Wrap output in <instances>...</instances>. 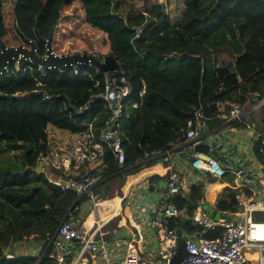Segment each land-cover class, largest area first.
I'll use <instances>...</instances> for the list:
<instances>
[{"label":"trees","instance_id":"1","mask_svg":"<svg viewBox=\"0 0 264 264\" xmlns=\"http://www.w3.org/2000/svg\"><path fill=\"white\" fill-rule=\"evenodd\" d=\"M76 2L82 4L79 11L62 14ZM124 2L129 8L126 15L114 0H17L14 19L16 33L29 40H36V32L43 40L53 34L57 49L76 39L77 53L98 50L113 55L123 66L132 88L130 98L138 104L122 119L125 168L140 169L147 152L170 150L183 141L188 122L201 108L213 129L223 123L216 116V102L243 107L255 94L264 99V0H185L177 26L165 5H150L148 0L146 15L134 0ZM84 25L97 30L96 49L77 38ZM7 35L0 5V40ZM45 51L40 44L38 54L43 56ZM39 68L27 63L17 71L14 62L0 76V264H38L36 256L18 255L15 245L31 238L46 242L78 200L76 193L52 184L44 172H34L40 157L49 151L48 127L77 134L88 133L92 124L99 135L112 117L108 104L100 99L93 101L90 110L78 113L105 92L103 83L96 87L92 81L96 74L92 68L79 66L77 77L72 68L45 74ZM227 109L229 112L230 106ZM262 110L259 124L252 116L250 124L240 123L239 127L257 129L259 139L253 151L264 171ZM104 162L109 173L121 171L108 149ZM216 179L210 182L214 184ZM238 193L230 188L214 192L216 218L238 211ZM203 195L204 188L193 185L189 192L173 197L172 203L192 216ZM80 211L74 212L75 217ZM169 227H179L190 236L201 231L183 217L171 220ZM220 235L221 230H215L205 236L217 239ZM7 249H15L16 255H5ZM186 255L185 241L180 240L173 263L179 264ZM40 264H55V260L46 256Z\"/></svg>","mask_w":264,"mask_h":264},{"label":"built area","instance_id":"2","mask_svg":"<svg viewBox=\"0 0 264 264\" xmlns=\"http://www.w3.org/2000/svg\"><path fill=\"white\" fill-rule=\"evenodd\" d=\"M141 32V30L138 31L139 34ZM89 55L94 56L102 63L109 56V54H99L97 51ZM119 65L120 69L115 73L100 72L92 63L85 65L96 72L95 76L91 77L92 81L96 87L103 83L105 92L92 98L78 113L81 114L90 110L95 99L106 102L112 112V117L101 129L99 135L95 134L92 124L88 125V133L77 134L53 126L48 127L49 151L39 159V162L45 163L43 172L52 184L62 190L76 193L78 200L57 231L48 236L44 246H41L38 252L41 254L37 256L38 264L46 256L53 258L56 264H65L69 257L68 250L70 248H79L82 251L80 253L81 257L84 256L85 252L100 253V258H97L98 260L94 259V264H112L106 254L107 241L104 238H99L98 230L87 234L74 227V221L76 220L74 212L81 209L84 203L97 206L99 204L97 193L99 189L114 175L129 170V168L124 167L126 155L122 147V119L124 116L129 117V111L137 108L138 104L130 98L132 88L127 80L126 71L121 64ZM79 66L82 65L69 67L72 68L73 76L80 75ZM39 70L43 74L46 72L42 67ZM67 70L59 72L65 73ZM86 75L90 76V73ZM97 76L102 78H97ZM227 106H230L229 112ZM215 107L217 118L223 120L221 125L211 129L208 125L209 118L201 108L196 111L194 119L188 122L183 141L174 143L170 150L147 152L140 165L155 163L175 155L180 150L191 148V159L205 162L206 170L211 176L223 179L226 175L233 174L236 178H241L244 175L242 169L234 171L231 165L224 167L215 156L197 152L195 149L207 142L209 138L212 139V135L222 128L238 123H250L252 116L264 109V99H259L258 95L255 94L248 104L243 107L223 101L216 102ZM248 127L251 128V126ZM49 129H53V132ZM106 149L111 151L120 165V172L112 174L108 172V165L104 162ZM252 149H254V146H252ZM87 164L89 166L94 165V167L83 171L84 166ZM257 185L259 190L252 189V195L243 192L238 193L236 197L237 212L222 213L219 218L211 217L205 198L198 202L190 220L192 225L200 228L201 231L193 235L196 237V241L185 240L187 255L179 264H264V221L257 219L264 215V175L258 179ZM167 186L169 196L175 197L183 191H187L188 180L177 170H171L168 175ZM235 188L238 189L241 186L239 187L237 183ZM74 208L75 211L73 212ZM150 208L158 211L154 206ZM142 211L145 212L146 209L142 208ZM181 213L178 208L171 205L163 211L164 221L159 235L158 257L166 264H174V257L177 255L179 241L181 240L177 230L170 229L169 222L178 218ZM215 230H221L219 238L210 239L205 236L209 231ZM183 234L185 233L183 232ZM61 249V253H58ZM127 252L124 264L159 263L143 259L135 246L129 248Z\"/></svg>","mask_w":264,"mask_h":264},{"label":"crops","instance_id":"3","mask_svg":"<svg viewBox=\"0 0 264 264\" xmlns=\"http://www.w3.org/2000/svg\"><path fill=\"white\" fill-rule=\"evenodd\" d=\"M0 1L4 12L6 7L5 0ZM114 1L120 4V10L122 7L126 10L125 13L120 11L126 15L129 10L127 4L125 2L122 3V0ZM147 1L134 0L137 8L146 15L152 2L157 1L166 7V3H164L166 0H149L150 5L148 7L145 6ZM72 7L81 9L82 4L76 2ZM68 9L72 8H66L64 11ZM170 9L171 13L167 14L170 16L172 23L177 26L185 12V0H183V10L178 21L174 20V17L178 15V12H175L176 7L171 6ZM174 22L178 23L175 24ZM262 112L263 110H260L254 115V120L258 121V124L263 118L261 116ZM239 124L222 128L212 135L213 138H209L206 143L211 147V150L214 149V146L218 148L215 158L224 167L231 165L234 171L242 169L244 175L241 178L228 174L223 179L217 178L213 184L210 180L214 176H207L209 173L206 170L205 162L191 159V148L180 150L167 159L144 164L140 169L135 166L127 167L129 170L114 175L97 192L99 201L97 206L89 203L82 205L81 211L74 221V227L81 229L87 234L98 230L99 238H104L107 241L106 254L112 264H124L127 251L133 246L136 247L143 259L162 264L159 260L158 252L160 248L159 235L164 221L163 211L167 206H174L172 203L173 197L169 196L167 186V179L171 170H177L187 178L188 189L186 192H189L193 185H201L204 188L203 198L207 202L209 212L212 209L216 210L217 200L214 192L220 194L226 188H230L252 195V189L255 191L259 190L257 182L264 175V171L263 166L255 158L254 149H252L254 143L259 139V133H257V129L253 125L251 128L248 125V128L244 129L239 127ZM219 132H223L221 136ZM189 150L190 155L187 156V151ZM91 167H94V165L89 166L87 164L84 166L83 171ZM237 183L241 188H235ZM151 206L156 207L158 211L151 209ZM142 208H145L146 211L143 212ZM181 217L191 222V215L187 211H182L181 215L175 220ZM176 225L178 226V222ZM179 229L181 228H176V230ZM181 230L188 235L185 230ZM31 242L33 243L31 255L36 256L41 246H44L45 241L32 239ZM61 251L62 249L58 253H61ZM68 251L69 257L65 264H94V259L98 260L97 258H100L101 255L100 253L85 252L84 256L81 257L80 253L82 251L79 248H70Z\"/></svg>","mask_w":264,"mask_h":264},{"label":"water","instance_id":"4","mask_svg":"<svg viewBox=\"0 0 264 264\" xmlns=\"http://www.w3.org/2000/svg\"><path fill=\"white\" fill-rule=\"evenodd\" d=\"M17 34L22 41V45L18 47H7L4 42L0 40V76L7 72L8 67L14 62H17L20 66L27 63L39 65L45 71H64L74 65H87L89 63H92L94 67L98 68V70L103 73H115L120 69V65L113 55L107 56L104 63L100 62L94 56L85 53L75 55H57L52 47L54 39L53 34L48 40L40 38L37 32L36 40H29L21 33ZM40 44L46 47V51L43 56L38 54V46ZM195 151L215 156L218 152V148L214 146V149L211 150V147L204 142L202 145L198 146ZM44 166V162H39L38 167L34 169V172L36 174H42ZM216 213V210L212 209L210 211L211 217L215 218ZM177 234L181 240L185 241L189 239L196 241V237L183 234L181 229L177 230ZM5 255L15 256L16 251L15 249H7L5 251ZM160 261L162 264H166L164 261Z\"/></svg>","mask_w":264,"mask_h":264},{"label":"rangeland","instance_id":"5","mask_svg":"<svg viewBox=\"0 0 264 264\" xmlns=\"http://www.w3.org/2000/svg\"><path fill=\"white\" fill-rule=\"evenodd\" d=\"M15 1L16 0H5L4 2L6 3V7L4 9L3 15L5 18V22H6V26L8 29V35L5 37V39L3 40L4 44L7 47H18L20 45H22V41L20 39V37L17 35L16 33V23H15V17H14V5H15ZM1 2V1H0ZM164 2V1H163ZM157 3V1L152 2L151 4ZM164 3H166V9H167V13L170 14L171 13V6L176 7L175 12H178V15L176 17H174L175 21H178V18L180 17V14L183 10V0H166ZM168 3V5H167ZM161 4V3H160ZM170 5V6H169ZM126 6V5H124ZM72 9H68L66 11H63L62 14L63 15H71L76 11H79L80 8H76V7H71ZM122 13L126 12V10L122 7V9L120 10ZM175 24H177L176 22H174ZM61 27V25L59 26V28ZM97 34V30L91 28L89 25H84L79 31H78V39H82L85 42H87V44L91 47V48H95V42H94V38L95 35ZM52 47L54 52L57 55H75V54H81V53H85L83 51H81L80 53H77L76 50L80 49L79 46L77 45V41L76 39H71L69 41H65L63 43V45L60 48L55 49L53 46V42H52ZM95 51V50H94ZM93 50H91L90 52H94ZM88 54H91V53ZM97 52L99 54H103L100 51L97 50ZM106 55V54H104ZM17 71L20 70V65L17 64ZM238 105V104H235ZM261 116L263 117V115L261 114ZM124 123L122 124V128L124 127ZM48 130V129H47ZM49 131L53 132V129H49ZM223 132H219V135L221 136ZM50 134V133H49ZM51 135V134H50ZM51 140V139H50ZM225 141V140H222ZM190 155V150L187 151V156ZM187 159V158H186ZM233 175V174H232ZM235 176V175H234ZM257 179V178H256ZM264 215H261L259 218H257L260 221H264ZM32 238L24 241V242H18L16 244V248H17V253L18 255H23V256H32L31 255V249H32V242H31ZM41 249V248H40ZM41 253H38L36 255V257L38 255H40ZM10 257V256H9ZM12 257V256H11Z\"/></svg>","mask_w":264,"mask_h":264},{"label":"clouds","instance_id":"6","mask_svg":"<svg viewBox=\"0 0 264 264\" xmlns=\"http://www.w3.org/2000/svg\"><path fill=\"white\" fill-rule=\"evenodd\" d=\"M217 214V213H216ZM216 217V216H215Z\"/></svg>","mask_w":264,"mask_h":264}]
</instances>
